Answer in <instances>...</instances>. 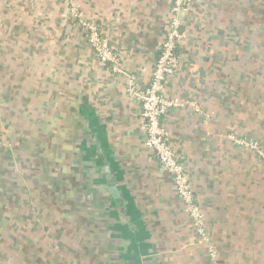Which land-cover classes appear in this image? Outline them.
Listing matches in <instances>:
<instances>
[{
  "label": "crops",
  "instance_id": "0c3cea01",
  "mask_svg": "<svg viewBox=\"0 0 264 264\" xmlns=\"http://www.w3.org/2000/svg\"><path fill=\"white\" fill-rule=\"evenodd\" d=\"M171 5L0 0V264H264V157L238 143L264 151V18L252 12L264 0H189L165 83L180 104L162 121L214 260L130 91L150 81ZM82 21L98 24L121 72L100 61Z\"/></svg>",
  "mask_w": 264,
  "mask_h": 264
},
{
  "label": "built area",
  "instance_id": "2783aa9c",
  "mask_svg": "<svg viewBox=\"0 0 264 264\" xmlns=\"http://www.w3.org/2000/svg\"><path fill=\"white\" fill-rule=\"evenodd\" d=\"M189 0H172L169 12L167 30L160 46V51L151 73L147 86L139 88L134 80L130 82V91L135 94L141 104L142 128L146 134V145L158 157L163 169L172 178L174 189L184 205L185 211L190 215L193 228L200 244H206L209 254L215 257V250L211 245L206 220L195 199L194 188L186 167L175 151L162 117L166 112L180 104L179 100L166 98L164 95L167 78L173 74L178 66L177 47L184 38L182 31V12L187 7ZM87 29L88 41L101 62L111 65L112 70L121 72L119 58L115 48L103 38L98 24L82 21ZM247 147L256 149L264 157L257 142L242 141Z\"/></svg>",
  "mask_w": 264,
  "mask_h": 264
},
{
  "label": "water",
  "instance_id": "95a60500",
  "mask_svg": "<svg viewBox=\"0 0 264 264\" xmlns=\"http://www.w3.org/2000/svg\"><path fill=\"white\" fill-rule=\"evenodd\" d=\"M105 172H107V174H104L103 177H106L109 180H112V174H111V169L109 165H106L104 168ZM108 192L110 194V196L113 198L114 203L115 204H120L122 199H121V191L120 188L118 187V184H116L115 182H111L110 185L108 186Z\"/></svg>",
  "mask_w": 264,
  "mask_h": 264
},
{
  "label": "rangeland",
  "instance_id": "374dc122",
  "mask_svg": "<svg viewBox=\"0 0 264 264\" xmlns=\"http://www.w3.org/2000/svg\"><path fill=\"white\" fill-rule=\"evenodd\" d=\"M263 3L261 2V5H262ZM254 11H256V12H260V13H262V16L261 17H263L264 18V9L262 8V6L259 8V6L258 7H253L252 8V12H254ZM242 141H248V140H245V139H240V140H238V143H241ZM247 147V146H246ZM35 165V164H34ZM33 169H34V171H35V167L33 166L32 167ZM190 216V215H189ZM190 220H191V217H190ZM95 223H98V222H95ZM98 225H99V227L100 226H103L104 227V225H103V221H100L99 223H98ZM209 232V231H208ZM210 235V234H209ZM211 238V237H210ZM211 240V239H210ZM202 245V244H201ZM205 246H206V249H207V253H208V255L210 256V254H209V248H208V246L206 245V244H204ZM211 245H212V247L214 248V250H215V256H216V249H215V247H214V245L212 244V241H211ZM210 258L211 259H215L216 257H212V256H210Z\"/></svg>",
  "mask_w": 264,
  "mask_h": 264
}]
</instances>
